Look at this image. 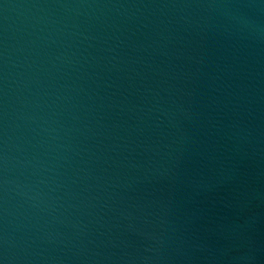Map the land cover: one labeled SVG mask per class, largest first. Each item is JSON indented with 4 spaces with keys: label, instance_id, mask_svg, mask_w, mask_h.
Wrapping results in <instances>:
<instances>
[{
    "label": "water",
    "instance_id": "obj_1",
    "mask_svg": "<svg viewBox=\"0 0 264 264\" xmlns=\"http://www.w3.org/2000/svg\"><path fill=\"white\" fill-rule=\"evenodd\" d=\"M0 264H264V0H0Z\"/></svg>",
    "mask_w": 264,
    "mask_h": 264
}]
</instances>
